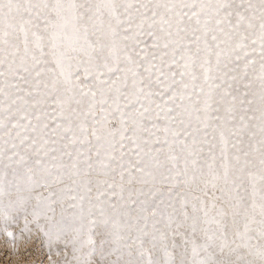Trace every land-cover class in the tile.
<instances>
[{
  "label": "snow or ice",
  "instance_id": "1",
  "mask_svg": "<svg viewBox=\"0 0 264 264\" xmlns=\"http://www.w3.org/2000/svg\"><path fill=\"white\" fill-rule=\"evenodd\" d=\"M0 264H264V0H0Z\"/></svg>",
  "mask_w": 264,
  "mask_h": 264
},
{
  "label": "rangeland",
  "instance_id": "2",
  "mask_svg": "<svg viewBox=\"0 0 264 264\" xmlns=\"http://www.w3.org/2000/svg\"><path fill=\"white\" fill-rule=\"evenodd\" d=\"M1 241H0V248H2L3 247V241H2V239H0Z\"/></svg>",
  "mask_w": 264,
  "mask_h": 264
},
{
  "label": "bare ground",
  "instance_id": "3",
  "mask_svg": "<svg viewBox=\"0 0 264 264\" xmlns=\"http://www.w3.org/2000/svg\"><path fill=\"white\" fill-rule=\"evenodd\" d=\"M1 241V240H0Z\"/></svg>",
  "mask_w": 264,
  "mask_h": 264
}]
</instances>
